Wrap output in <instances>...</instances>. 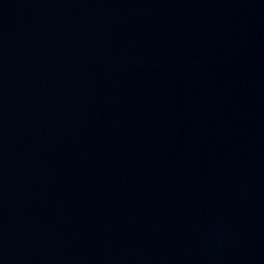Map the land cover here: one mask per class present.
<instances>
[{
	"label": "water",
	"instance_id": "1",
	"mask_svg": "<svg viewBox=\"0 0 264 264\" xmlns=\"http://www.w3.org/2000/svg\"><path fill=\"white\" fill-rule=\"evenodd\" d=\"M0 264H264V0H0Z\"/></svg>",
	"mask_w": 264,
	"mask_h": 264
}]
</instances>
